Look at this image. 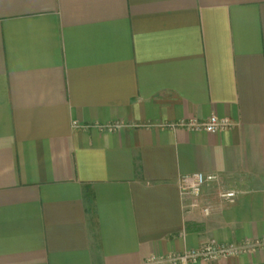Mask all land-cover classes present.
Wrapping results in <instances>:
<instances>
[{"label": "crops", "instance_id": "crops-1", "mask_svg": "<svg viewBox=\"0 0 264 264\" xmlns=\"http://www.w3.org/2000/svg\"><path fill=\"white\" fill-rule=\"evenodd\" d=\"M211 115L231 128H168ZM263 240L264 0H0V264Z\"/></svg>", "mask_w": 264, "mask_h": 264}, {"label": "built area", "instance_id": "built-area-1", "mask_svg": "<svg viewBox=\"0 0 264 264\" xmlns=\"http://www.w3.org/2000/svg\"><path fill=\"white\" fill-rule=\"evenodd\" d=\"M231 126L232 124L227 118H220L215 115H211L203 121L190 119L187 121L171 123L168 125V128H184L190 131H201L216 134L230 129ZM115 127H117L115 124L106 126V128L110 130ZM216 180L217 175L211 173L196 172L181 176L179 179L180 192L183 196L191 198V201L186 207L190 210L200 209L204 216H208L211 213V208L209 206L199 205L197 198L199 197L202 188L207 183H211ZM236 195V192L232 190H221L218 193L220 200L227 203H233ZM257 248H264V240L242 242L236 245L219 244L214 241H208L198 248L189 249L179 253H170L166 255L150 254L142 261L141 264H189L195 262H209L237 256Z\"/></svg>", "mask_w": 264, "mask_h": 264}]
</instances>
